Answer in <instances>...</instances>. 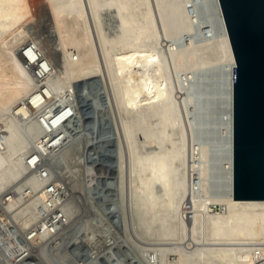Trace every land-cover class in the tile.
<instances>
[{"label":"bare ground","instance_id":"1","mask_svg":"<svg viewBox=\"0 0 264 264\" xmlns=\"http://www.w3.org/2000/svg\"><path fill=\"white\" fill-rule=\"evenodd\" d=\"M36 7L62 53L56 69L45 51L52 41L30 30ZM235 65L220 0H0V195L12 191L0 209L25 229L61 200L53 168L30 170L69 140L77 118L85 122L80 102L101 101L88 84L101 75L119 135L123 214L127 221L129 207L135 237L156 245L148 259L135 245L145 261L264 264V198H234ZM90 134L55 161L80 189L85 148L102 144ZM55 206L52 224L32 236L46 239L38 245L46 262L76 264L67 248L94 222L76 230L69 221L71 233L60 227L52 235L77 212L71 201ZM6 239L0 249L17 258L26 252L2 245Z\"/></svg>","mask_w":264,"mask_h":264},{"label":"rangeland","instance_id":"2","mask_svg":"<svg viewBox=\"0 0 264 264\" xmlns=\"http://www.w3.org/2000/svg\"><path fill=\"white\" fill-rule=\"evenodd\" d=\"M35 9H36L35 10V12H36L35 16L36 17H34V19L31 20V23L29 24L30 27H32V28L35 27V28H33V29L30 27L29 28H30L31 32L35 34V37L37 36L38 40H41V38L43 37L42 39L45 38V39L50 41L51 38H49V35L51 37L54 36L53 30L51 31L50 30L51 27H49V26H51L50 25L51 20L46 15V12L44 10H41L39 7H36ZM37 18H38V20H37ZM33 21H34V23H33ZM40 25L43 28H42V31H40L38 33ZM45 35H46V37H45ZM51 41L48 43H51ZM53 42L54 41H52V43H51L52 47L55 44V43L53 44ZM54 48H56L55 51H53ZM48 49H50L51 51ZM48 49L45 50L46 55H49L50 58H52L51 67L53 69H56V67H57L56 65L58 63H59L58 67L61 65L60 64L61 63L60 62L61 61V55H62L61 50L59 48H57L56 45H55V47H53V49H51V48H48ZM44 57H46V56H44ZM53 59H55L54 61H56V62H54ZM57 61H59V62H57ZM99 77H101V82H102L101 84H102V90L103 91H101V92L104 93V98L108 103L109 110H110L111 117H112V121H113V123H115L114 119H113L112 109H111V106L108 102L107 92L105 89L106 87H105V83L103 80V76L99 75ZM94 78L90 79L92 83H94L93 82ZM81 82L78 83V84H81V85H79V87L80 86H83V87L88 86L87 84L85 85V83H86L85 81L82 82L84 84H82ZM89 83L90 82H88V84ZM84 90H85V88H84ZM82 96L85 97V93H82ZM87 102L90 103V106L92 107V109H95V108L100 109L99 106H96L98 103L96 104L93 100H89V98H88ZM65 103H67V101L64 102L63 104H65ZM96 109H95V111H96ZM90 121H91V119H90ZM92 121H95V117L92 118ZM84 123L82 122V120H79L77 118L72 123L73 125L72 126L70 125L71 126L70 127L71 137L69 138V140L65 141V143L62 144L60 147H58L57 150L55 152H53L51 155L49 154V155L43 156V159L39 163V165H33L31 170H30V171H32V170L38 168V166L45 165V164L48 167H51V169L53 168L52 169L53 173L56 176L55 175H54L55 177L53 176V179L51 180V182H57L58 181V183L59 184L61 183V185L63 186V187H61L62 190L59 193V196L61 197L60 199L62 201L59 200L58 203L55 205H59V203L61 204L63 202L71 201V202H73L75 209L77 208L76 209L77 212L73 216L74 218L72 217L70 220H66L65 218H61V221H60L61 223L59 222V223L55 224L56 227H54V228H56V230L52 233V235L55 234L56 231H58L60 227H61L60 229L64 228V230H67V233L68 232L71 233V231H73V229H74V226H75L76 230H77L78 225L81 226V224H79V223L83 224L84 221H86L87 223H89V222L93 223L94 222V227L93 226L90 227L91 230H89L90 228H88L87 229L88 231L82 230L80 233H78L79 236L77 235L78 236L77 238H79V240L82 239L80 241L81 243H78L77 245L75 243V245H71V246H69L70 248L69 247L67 248L68 250L66 251V253L68 252V254H69L68 258L69 259L74 258V261H76V264H79V263L80 264H150L147 262V260L145 261V259L141 256L139 251L136 249V247L139 249L143 247L142 250L146 251V252L145 251L144 252L147 253L145 255H146V258L148 259L149 257H147V256H149V254L154 250V247H156V245H153L152 243L146 242L144 240L142 241V239H139L138 236L135 237L137 234L135 233V229L133 228L134 226H133V221L131 218L129 207L126 208V217H127L126 219H127V221L125 220V217H124L125 214H123L124 210L122 209L123 207L121 206V203H120L121 198H120V194H119L120 193L119 192V182H120L119 157H118V170H117V167L106 166L104 163L99 161L97 159V157L94 156V154H93L94 148L92 150H91V148L94 147L95 144H94V141L90 142L88 148L87 149L85 148V150H87L88 152L85 151V153H87V156H85L84 161H82V163H83L82 169L80 170L81 171V178L80 179H81V184H82L81 189L76 188L75 183L71 184L70 174L66 173V171H60L61 169L59 167L58 168L56 167L55 161L59 156V153L57 154V151L60 152V150L71 148V147L75 146L76 144H78L79 141L83 140L84 138H89L91 136V134H90L91 131L89 130V127ZM114 127H115V125H114ZM97 129H98V131H100V127ZM94 136L96 137V135H94ZM118 136H119L118 131L116 128H114V141H116L117 143H118ZM97 140H98V143L102 142V145H106L107 148H113L111 145H108L109 144L108 140H106L105 138H101V139L98 138ZM97 145H99V144H96V147H97ZM103 153H105V152H103ZM110 154L111 153H109V156H110ZM100 163H102V164H100ZM45 166L43 167L44 169H45ZM60 167H61V165H60ZM72 180H73V178H72ZM63 189H64V191H63ZM11 193H12V191L10 189L9 190L7 189L0 195V208H2V206H3V201H4L3 198L4 197L6 199L9 198ZM128 193H129V185H128L127 194ZM55 205L52 209H50V211L45 210V212H43L41 214V216L38 217L39 219H37V221L35 220L36 222L32 223V225H30L28 228H25L26 230L21 229L20 227H18L17 224L15 225L14 222H13L14 224L10 223V222H12V220H10V218H9V217H11L10 212L5 213V211L2 210L1 214H3V215H1V217L4 218L5 221L9 224L10 230L12 231V236H14V238H13L14 241L11 239H6V241L2 242V245H7V243H8V245H10V247L12 245H15V247H16L15 252L16 253H19V252L24 251L26 249V252H25L26 254L25 253L21 254L20 257H18V258L15 256L13 257V259L9 258L8 259L9 262L4 263V264H25V263L26 264H50L49 261L46 262L45 258L42 255H40V252H39V249H40L39 246H40L41 242L46 241V239L41 240V242H39L38 234H35V236H32V235L34 233H38L37 231H39V228L41 227V225L44 222H46L48 225L52 224V221L54 219V217H53L54 214H56L61 208V207L59 208V206H55ZM3 211H4V213H3ZM5 216H6V218H5ZM78 218H81L82 222L79 221L81 219H78ZM89 218L91 221L89 220ZM76 219H78V220L76 221ZM93 219H95V220H93ZM101 219H103V221ZM97 220L98 221L100 220V221L98 222ZM69 221L71 222V224L73 223L74 226L73 225L71 226ZM75 221H76V223H75ZM76 224H77V226H76ZM99 224H103V225H99ZM101 226L104 228L105 231L108 232V233L107 232L105 233L106 236L101 234V232L99 234L100 229L98 227L101 228ZM66 227L70 228L71 230L67 229ZM95 227H97V228H95ZM94 228H95L96 234H95ZM103 228L101 229V231L103 230ZM78 229H79V226H78ZM31 230H35V231H32L31 232L32 234H31V233H29ZM86 231H87V233H86ZM5 232L8 233L7 231H5ZM59 233L60 232L57 233L58 234L57 236L56 235L53 236V237H55L56 240L57 239L60 240V238L62 237L61 235H64L65 231L60 233V234ZM88 233H89V235H88ZM80 234L82 235V237ZM84 234H86V235H84ZM24 235H26V237ZM91 235H93V236H91ZM98 235H100L101 238H99ZM89 236H91V238ZM131 236H133V237H131ZM32 237L33 238L36 237V239H33ZM80 237H81V239H80ZM87 237H88L87 240H89V241H87L85 239ZM126 237H127V239H126ZM51 238L49 241H47V243H53L56 241L55 239H53V238L51 239ZM89 238L92 240H90ZM129 239L133 242L131 243ZM34 240H36L37 242ZM96 240H98V241H96ZM94 241H96V242H94ZM84 242H86V243H84ZM139 244H141L143 246H141ZM135 245H137V246L135 247ZM151 246H152V248H151ZM31 249L33 251H31ZM2 250L3 249H0V251H2ZM38 255H40V256H38ZM72 255H74V256H72ZM75 257H76V259H75ZM102 257H103V259H102ZM11 260H13V262Z\"/></svg>","mask_w":264,"mask_h":264},{"label":"water","instance_id":"3","mask_svg":"<svg viewBox=\"0 0 264 264\" xmlns=\"http://www.w3.org/2000/svg\"><path fill=\"white\" fill-rule=\"evenodd\" d=\"M220 2L236 60L233 90L234 198L261 199L264 198V0ZM93 82L89 91L93 90L92 93L99 96L100 111L96 115L90 103L82 101L83 119L93 135L105 138L113 147L99 144L93 150L94 156L118 170L114 123L101 92V78L95 77ZM82 98L80 93L79 99ZM94 117L95 121H92ZM99 127L100 131L97 129L96 132Z\"/></svg>","mask_w":264,"mask_h":264},{"label":"built area","instance_id":"4","mask_svg":"<svg viewBox=\"0 0 264 264\" xmlns=\"http://www.w3.org/2000/svg\"><path fill=\"white\" fill-rule=\"evenodd\" d=\"M3 209H0V236H2L3 238H7V239H11L13 240L14 236H12V231L10 230V226L9 224H7L6 221L3 222V218L1 217V212ZM4 231H7L8 233H5ZM14 241V240H13ZM26 251V249L24 250ZM14 256L12 255V253H10L9 250H2L0 251V264H4L8 262L9 258H13Z\"/></svg>","mask_w":264,"mask_h":264}]
</instances>
